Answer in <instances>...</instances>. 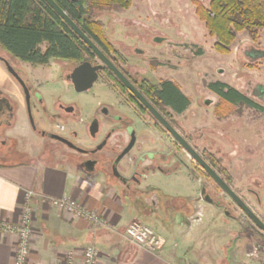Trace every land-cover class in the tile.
I'll list each match as a JSON object with an SVG mask.
<instances>
[{"label": "rangeland", "instance_id": "rangeland-1", "mask_svg": "<svg viewBox=\"0 0 264 264\" xmlns=\"http://www.w3.org/2000/svg\"><path fill=\"white\" fill-rule=\"evenodd\" d=\"M198 1L205 6L209 2V0ZM194 10L193 0H132L128 9L98 13V20L103 25L105 36L119 54L120 61L124 59L126 65H135L142 72L145 71L143 73L145 77L155 79L154 81L163 77L180 85L182 91L192 100L191 106L182 117V133L191 137L192 146L207 161L213 159L217 162L214 168L218 173L220 168L227 171L231 177V186L249 204L254 206L255 199L246 192L247 188L263 195L260 210L264 217V113L241 107L240 115L233 112L227 117L218 119L212 112L216 98L205 85L213 80L227 81L261 104L264 109V97L253 92L256 86L264 90V55L250 58L246 54L252 48L264 51V34L261 32L259 39L252 41L245 33H239L231 46L230 53L219 54L213 49L214 38L208 35ZM153 37H162V40L156 43L151 40ZM135 48L141 49L143 56L135 53ZM0 56L15 68L32 72L33 75L36 71L40 74L45 70L44 77H47V73L50 75L56 73L59 67L67 71L74 65L71 62L54 60L50 62L48 69L40 66L34 70L32 65L12 58L1 48ZM5 73L11 78L7 70ZM104 77L105 75H102L85 92L76 93L70 86L57 89L54 87L50 90L51 99H59L65 103L69 99H76L81 105L83 122H87L89 112L96 104L114 101L113 94L104 84L106 81ZM203 99H210L211 103L203 104ZM26 114H22L23 117L17 115L18 123L15 119L10 134L15 135L19 141V149H26L28 152L35 148L36 151L42 150V139L34 135L29 124V116ZM49 129L54 128L49 127ZM76 129L82 133V129L78 127ZM158 135L166 140V145L151 146L150 149L162 150L167 154L169 168L177 163L178 169L172 174L150 172L143 180V185L156 186L168 193H187L193 186H197L195 183L188 184L190 177L193 176L201 179L203 185L214 188V184L196 167L197 164L183 148L171 141L166 134ZM158 135L151 137L157 139ZM172 155L180 158L181 162L174 163ZM14 160L16 158H11V161ZM0 161L8 160L0 155ZM66 165L76 164L69 160ZM125 170L129 169L125 168ZM225 202L235 216L239 215V210L228 198ZM202 205L205 206L204 203ZM216 212V215H210L205 211L203 217L198 215L193 218V221L201 219L203 224L205 223L204 234L203 231L194 234L197 239L206 237L204 240L201 239V243L216 241L219 234L218 226L227 227L226 224L232 223L230 219H226V223L222 225L225 216L223 217L219 210ZM218 214L220 216L216 220L215 216L218 217ZM231 227H233L230 229L233 238L237 229ZM247 243L243 239H237L230 251L228 250L231 261L239 264L255 263L256 256L247 254L250 250Z\"/></svg>", "mask_w": 264, "mask_h": 264}, {"label": "crops", "instance_id": "crops-1", "mask_svg": "<svg viewBox=\"0 0 264 264\" xmlns=\"http://www.w3.org/2000/svg\"><path fill=\"white\" fill-rule=\"evenodd\" d=\"M5 72L0 61V90L9 91L18 101L15 111L18 123L17 115L23 117L25 111L14 81ZM11 128L7 131L10 136L13 135L10 134ZM12 137L16 138L15 135ZM41 139L42 150L36 151L35 148L28 152L19 149L22 154L16 160L0 161V223L20 221L28 193L31 194L29 203L34 209V217L27 264H64L70 251L74 254V264H81L83 249L88 244L98 248V264H231L226 261V245L231 226L238 230L237 224L218 226L216 241L201 243V239L206 237H194L196 232L205 229V223L201 219L193 221V218L197 215L203 217L205 211L216 215L218 210L212 204L204 203L203 206L199 202L197 178L189 174L188 184L197 186L187 193H168L156 186L143 185L144 179L137 186L138 190L134 189L136 187L124 189L118 181L99 172L82 171L80 166L66 165L69 159L51 151L59 144L54 143L52 147L50 141ZM150 186L159 190L143 192ZM151 195L156 197L154 205ZM62 196H68L86 210L96 212L106 225L75 217L51 204L50 198ZM219 216H215L216 220ZM134 220L151 226L161 237L163 245L158 252L128 244L124 230ZM16 245L17 234L0 230V264H12Z\"/></svg>", "mask_w": 264, "mask_h": 264}, {"label": "flooded vegetation", "instance_id": "flooded-vegetation-1", "mask_svg": "<svg viewBox=\"0 0 264 264\" xmlns=\"http://www.w3.org/2000/svg\"><path fill=\"white\" fill-rule=\"evenodd\" d=\"M151 40L156 43L161 42L162 37H153ZM134 52L143 56V52L139 48H135ZM104 53L111 59L113 64L124 75L130 85H132L133 88L152 106V108L173 129H175L194 150H196L190 141L191 137L182 133V117L188 110L189 106H191L192 100L182 91L180 85L169 78L159 77L154 81L155 79L145 77L143 75L145 71L142 72L135 65H126L124 59L120 61L119 54L116 53V51L114 55H108L106 52ZM246 54L250 56V58L263 56L264 51L252 48V50ZM85 61H89L92 65L100 63L95 55ZM80 63H74V65H72L67 71H63L62 67H59L56 73H52V75L47 73V77L43 76L45 75L44 73H46L44 72L45 70H43V73L40 72V74L36 71V74L33 75L32 72L28 73L27 71L21 68H15L10 64L19 77V80L11 73H8L19 91L21 104L25 113H27L26 115L29 116V124L32 130L41 138L50 141L52 147L54 146V143L59 144L58 148L61 150L53 148L51 151L56 154L59 153L60 156L66 159L74 161L77 166H80L86 171L99 172L110 179L118 181L124 189L136 187L134 189L138 190L137 186L143 179L147 178L150 172L171 174L177 170L178 167L175 162H181L180 158L172 155L171 158L174 159L175 164H173L172 168H169L167 164V154H164L160 149L151 150L150 147H155L156 145L164 147L166 145V140L158 135L161 133L166 134L171 141L177 143L179 146L180 144L170 135L167 128L159 122L149 108L146 107L143 102L140 101V99L136 97V95L108 68L104 67L99 70L95 81L100 79L102 75H105L104 78L106 81L104 84L108 86L113 94L114 101L111 103L103 102L96 104L89 112L87 122H83L81 105L76 99H69L66 103L59 99H51L52 94L50 93V90L54 87L57 89L62 86H70L72 91L80 93L75 90L70 77L73 67ZM36 67L40 66H33L32 69L35 70L37 69ZM42 67L48 69L49 65ZM166 82L173 83L177 88V91L189 100L185 109H181L182 99L178 94H175L172 100L166 99L165 94L162 93ZM215 82L223 83L227 88L234 87L227 81L223 80H213L205 84L208 91L216 98L212 112L218 119L227 117L233 112L240 115L242 113L241 107L250 108L259 113H264L261 104L255 102L245 92L238 90L246 98L257 104L259 108L235 103L231 104L233 108L227 113L219 114L218 105L222 100L217 93L209 88V85ZM253 92L264 97V90L260 86H256ZM46 95L48 98H46ZM12 97L13 94L9 91L0 90V98H2L0 109V155L8 161H11V158L17 159L22 154L18 148L17 139L7 134V131L14 124L15 111L18 106V101L14 100ZM47 100L49 104L47 103ZM210 101V99H203L202 103L210 104ZM238 108L240 110H238ZM49 127H53L54 129H49ZM77 127L82 129V133H79L76 129ZM49 133L58 134L66 138L71 145L50 138L48 136ZM153 135H158L157 139L151 137ZM132 137L134 140L129 151L117 159L121 152L131 142ZM198 154L212 167V169L216 171L214 168L217 164L216 161L213 159H211L212 161H207L200 153ZM191 159L197 164L196 167L202 171L206 178L214 184V188H209L206 184H202L201 179L197 178L199 181V202H201V204H212L220 211L223 217L225 216V221L223 222L226 223V219H230L231 222H234L239 226V229L233 238V232L229 230L230 237L226 245L227 263H233L229 258L230 253L228 250L230 251L236 239H243L248 242L247 244L250 248L247 254L256 256L254 264H264V229L248 217L204 171V169L200 167L192 157ZM125 168L129 170L126 171ZM216 173L225 181L230 189L241 198L245 205L257 216L258 220L264 224V217L260 210V207L263 204V200L261 199L263 195L258 192L256 193L253 189H246V192L250 193L255 199L253 206L231 186V177L224 168H220V173L222 175L217 171ZM154 189L159 190L158 188L150 186L143 192L149 193ZM227 198L237 207L240 212L239 215L235 216L233 212L229 210L228 205L225 202V199ZM151 202L154 205L153 201ZM243 219L245 221H243Z\"/></svg>", "mask_w": 264, "mask_h": 264}, {"label": "trees", "instance_id": "trees-1", "mask_svg": "<svg viewBox=\"0 0 264 264\" xmlns=\"http://www.w3.org/2000/svg\"><path fill=\"white\" fill-rule=\"evenodd\" d=\"M54 2L104 52L115 53L98 13L128 9L132 0ZM193 3L197 18L214 38L213 49L219 54L230 53L239 33H245L252 41H257L261 32L264 34V0H209L207 6L198 0ZM0 48L12 58L32 66H47L54 60L80 63L94 56L44 0H0ZM209 88L222 100L218 105L219 114L227 113L235 103L259 108L238 90L227 88L223 83H212ZM162 93L167 100L178 94L182 99L181 109L189 103L171 82L165 83Z\"/></svg>", "mask_w": 264, "mask_h": 264}, {"label": "water", "instance_id": "water-1", "mask_svg": "<svg viewBox=\"0 0 264 264\" xmlns=\"http://www.w3.org/2000/svg\"><path fill=\"white\" fill-rule=\"evenodd\" d=\"M63 20V22L86 44V46L91 50V52L98 58L100 63L92 65L89 61H84L73 67L70 77L74 88L77 92H82L88 90L92 87L94 81L97 79L98 71L104 67L108 68L113 74H115L135 95L143 102V104L149 108L152 114L162 123L170 133V135L180 144V146L192 157L199 165L204 169V171L221 187V189L236 203V205L248 216L250 217L258 226L264 229V224L258 220L257 216L245 205L239 196H237L230 187L225 183V181L216 173L210 165H208L204 159L194 150L188 142L175 130L173 129L153 108L152 106L133 88L132 85L126 80L124 75L116 68L110 58L101 50V48L89 38L82 30L68 17V15L54 2V0H44ZM0 61L3 62L6 70L15 76L18 80L19 77L13 70L10 63L3 57L0 56ZM2 98H0V109H1ZM48 136L52 139L67 143H71L64 137L49 133ZM133 137L131 142L127 147L121 152L119 157H122L125 153L129 151L133 144ZM210 202V201H208Z\"/></svg>", "mask_w": 264, "mask_h": 264}, {"label": "built area", "instance_id": "built-area-1", "mask_svg": "<svg viewBox=\"0 0 264 264\" xmlns=\"http://www.w3.org/2000/svg\"><path fill=\"white\" fill-rule=\"evenodd\" d=\"M30 193H28L26 203L23 206L20 221L15 224L0 223V230L4 233L17 234V245L12 264H27L28 255L32 247V225L34 209L29 203ZM150 200L156 204V197L151 196ZM53 206L71 212L75 217H83L97 225H106V222L93 211L83 208L76 200L62 196L60 198H50ZM128 244L146 249L151 252H158L163 245L161 237L155 230L140 221L130 222L124 230ZM99 250L94 244L85 246L82 252L81 264H98ZM64 264H74V254L70 251L66 255Z\"/></svg>", "mask_w": 264, "mask_h": 264}]
</instances>
